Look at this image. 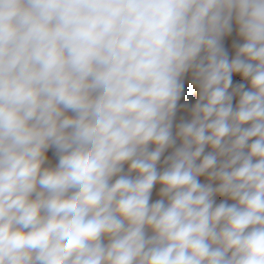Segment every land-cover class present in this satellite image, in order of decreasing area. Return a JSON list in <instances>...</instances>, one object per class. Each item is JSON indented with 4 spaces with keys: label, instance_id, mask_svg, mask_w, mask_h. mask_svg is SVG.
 Segmentation results:
<instances>
[{
    "label": "clouds",
    "instance_id": "clouds-1",
    "mask_svg": "<svg viewBox=\"0 0 264 264\" xmlns=\"http://www.w3.org/2000/svg\"><path fill=\"white\" fill-rule=\"evenodd\" d=\"M0 264H264V0H0Z\"/></svg>",
    "mask_w": 264,
    "mask_h": 264
},
{
    "label": "rangeland",
    "instance_id": "rangeland-1",
    "mask_svg": "<svg viewBox=\"0 0 264 264\" xmlns=\"http://www.w3.org/2000/svg\"><path fill=\"white\" fill-rule=\"evenodd\" d=\"M243 41L240 40L237 35H236V26L233 25V32L230 36H227L224 38V46H225V49L228 51V54H229V57H233L235 55V50L233 48V44L234 43H242ZM191 74L189 73L188 75L185 76L184 78V84H185V89H184V95L182 96V99L180 101L181 104L183 103H189V104H192L195 102L196 98H197V92L196 90L194 89V87H192L191 85ZM233 81L234 83H237V82H244L240 79L239 75H234L233 76ZM237 99L238 98H234L233 100V106H235V104L237 103ZM181 117H185L187 118V113L184 111V110H179L178 113H177V120L176 122L178 123L180 121V118ZM171 151V150H169ZM168 153H165V155H167ZM48 156H49V159H50V162L52 164H55L57 161H56V157L54 155V150L50 149L49 152H48ZM127 168V166H125V169ZM200 181L202 183H206V179L204 177H200L199 178ZM159 185H156L153 189V193H152V197H151V202H155L157 199H159V196H158V191H159ZM226 198L224 197H215V202L217 204L223 202ZM229 204L233 203V201L231 200H228L227 201Z\"/></svg>",
    "mask_w": 264,
    "mask_h": 264
}]
</instances>
